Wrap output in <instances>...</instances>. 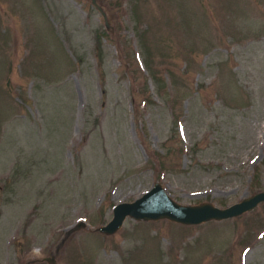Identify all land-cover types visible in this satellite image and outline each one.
<instances>
[{
    "label": "rangeland",
    "instance_id": "rangeland-1",
    "mask_svg": "<svg viewBox=\"0 0 264 264\" xmlns=\"http://www.w3.org/2000/svg\"><path fill=\"white\" fill-rule=\"evenodd\" d=\"M94 3L0 0V264H264V202L95 230L264 188V0Z\"/></svg>",
    "mask_w": 264,
    "mask_h": 264
},
{
    "label": "water",
    "instance_id": "water-1",
    "mask_svg": "<svg viewBox=\"0 0 264 264\" xmlns=\"http://www.w3.org/2000/svg\"><path fill=\"white\" fill-rule=\"evenodd\" d=\"M90 2L104 20V13L100 7L94 3V0H90ZM263 202L264 188L225 207H217L206 201L196 204H180L169 196L160 183L153 182L147 190L133 200L115 203L111 207L110 219L95 230L105 235H111L120 228L125 218L136 221L165 219L182 225H196L210 220L237 217L251 211L256 205ZM83 225L84 223L78 222L76 227ZM45 261H51L50 263L53 264L51 258H45Z\"/></svg>",
    "mask_w": 264,
    "mask_h": 264
}]
</instances>
